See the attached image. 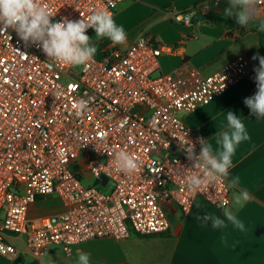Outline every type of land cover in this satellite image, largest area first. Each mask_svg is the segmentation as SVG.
Wrapping results in <instances>:
<instances>
[{
	"label": "built area",
	"instance_id": "obj_1",
	"mask_svg": "<svg viewBox=\"0 0 264 264\" xmlns=\"http://www.w3.org/2000/svg\"><path fill=\"white\" fill-rule=\"evenodd\" d=\"M123 1L42 0L55 15L52 22L80 20L94 10L114 13ZM218 1L172 15L190 24L189 14L205 15ZM174 51L145 36L125 50L107 48L90 63L71 67L48 60L40 47L25 45L11 28L0 32V256L15 257L17 243L43 256L54 245L70 253L91 239H124L130 231L162 234L169 229L168 203L183 213L198 197L219 209L225 201L230 206L227 179L195 194L187 190L186 169L193 162L185 148L192 144L199 154L205 139L180 114L208 104L243 78L257 89L258 65L237 56L181 90L171 76L158 73L160 57ZM81 99L88 101L89 111L77 115L74 104ZM119 150L138 160L133 174L116 169ZM108 183L111 191L104 194L98 187ZM50 196L63 211L30 220L29 206Z\"/></svg>",
	"mask_w": 264,
	"mask_h": 264
},
{
	"label": "crops",
	"instance_id": "obj_2",
	"mask_svg": "<svg viewBox=\"0 0 264 264\" xmlns=\"http://www.w3.org/2000/svg\"><path fill=\"white\" fill-rule=\"evenodd\" d=\"M210 0H124L114 10V19L127 33V42L113 45L107 38L98 42L95 57L102 56L107 48L125 50L140 37H150L156 42L172 46L175 51L160 57L158 73L172 77L181 90L192 88L201 80L220 71L237 56H246L253 64L256 54L264 56L258 38L250 28H245L236 38L229 36L227 26L217 24L215 18L226 19L223 9L228 0H219L211 5L205 19L186 24L176 20L172 13L186 11L191 7L209 4ZM264 15V6L259 8ZM232 35L238 33L233 30ZM95 40L94 30L88 34ZM249 78H243L211 101L191 113L180 117L205 141L215 142L216 133L226 125L225 113L229 110L240 116L246 125L249 139L242 142L233 156L228 183L239 177L238 189L248 191L250 199L242 207L229 208L244 224L241 230L223 216V209L208 204L202 198L194 200L188 212L183 213L173 204H165L169 220L167 232L140 236L130 231L124 239L110 237L91 239L75 246L70 253L60 245H54L43 256L25 251L17 243L18 253L13 258L0 256V264H77V250L90 254V264H264V118H256L244 104L247 97L256 93ZM53 201L52 198H37L29 206L27 216L38 221L42 216L59 214L61 202L45 215L35 213L36 204ZM205 214H214L225 219V227L213 228L203 220Z\"/></svg>",
	"mask_w": 264,
	"mask_h": 264
},
{
	"label": "clouds",
	"instance_id": "obj_3",
	"mask_svg": "<svg viewBox=\"0 0 264 264\" xmlns=\"http://www.w3.org/2000/svg\"><path fill=\"white\" fill-rule=\"evenodd\" d=\"M261 0H228L223 9V16L234 18L242 28L254 26L258 32L264 33V15L259 8ZM50 7L42 0H0V32L13 29L25 45H36L53 63L77 67L90 63L98 52V42L107 38L113 45H123L127 42V33L122 25H118L113 13L107 9L94 10L86 18L71 21L52 22ZM192 15L186 17L191 22ZM88 29H94L95 40L86 34ZM253 60H259L254 68L257 91L244 100L256 118H264V56L256 54ZM77 115L89 111L88 101L83 99L74 104ZM226 125L216 133L214 144L202 141L199 154L194 146L185 148L186 157L193 162L191 169H186V188L195 194L209 185L229 177V169L233 166V156L237 147L249 139L246 125L240 116L229 110L225 113ZM114 163L118 171L125 175L133 174L139 167L138 160L126 150L114 153ZM239 177H232L229 187L238 189ZM250 199L246 190L233 192L232 208L242 207ZM224 202L223 216L235 227L243 230L244 224L233 214L231 208ZM203 220L210 222L213 228L225 227V219L214 214H205ZM77 264H90V254L77 250Z\"/></svg>",
	"mask_w": 264,
	"mask_h": 264
},
{
	"label": "trees",
	"instance_id": "obj_4",
	"mask_svg": "<svg viewBox=\"0 0 264 264\" xmlns=\"http://www.w3.org/2000/svg\"><path fill=\"white\" fill-rule=\"evenodd\" d=\"M213 21L215 23H217V24H222L224 26L226 25L227 28L230 30L229 33H228L229 36H232V33L231 32L233 30H237L238 31V34H239V33H242V31L245 29V28H242V27L238 26L236 24V21H235L234 18H226V19H222V18H216L215 19L214 18ZM249 28H250V30L252 32H254L256 34V36L258 38V42H259L260 48L261 49H264V33L258 32L254 26H251Z\"/></svg>",
	"mask_w": 264,
	"mask_h": 264
},
{
	"label": "rangeland",
	"instance_id": "obj_5",
	"mask_svg": "<svg viewBox=\"0 0 264 264\" xmlns=\"http://www.w3.org/2000/svg\"><path fill=\"white\" fill-rule=\"evenodd\" d=\"M90 183V181H86L84 182L85 185H88ZM112 188V184L108 183L106 187L101 188L98 187V189L103 192L104 194H109ZM48 198H52L53 201H46V202H40L38 204H36V210L35 213L37 215H45L48 214L50 212H52V209L55 208V204L59 205V202L57 201V198L55 196H50Z\"/></svg>",
	"mask_w": 264,
	"mask_h": 264
},
{
	"label": "water",
	"instance_id": "obj_6",
	"mask_svg": "<svg viewBox=\"0 0 264 264\" xmlns=\"http://www.w3.org/2000/svg\"><path fill=\"white\" fill-rule=\"evenodd\" d=\"M195 20H203V19H205V15H197L195 18H194ZM100 182L102 183V184H104L105 182H106V178L104 177V176H101L100 177Z\"/></svg>",
	"mask_w": 264,
	"mask_h": 264
}]
</instances>
